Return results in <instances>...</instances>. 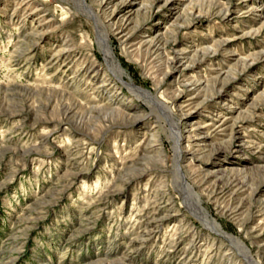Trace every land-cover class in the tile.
I'll use <instances>...</instances> for the list:
<instances>
[{"label": "rangeland", "instance_id": "374dc122", "mask_svg": "<svg viewBox=\"0 0 264 264\" xmlns=\"http://www.w3.org/2000/svg\"><path fill=\"white\" fill-rule=\"evenodd\" d=\"M98 1L0 0V264H240L198 203L264 264V0H159L152 16L154 0H134L131 36L181 54L167 79L113 33L128 76L105 65ZM183 76L197 84L177 87ZM156 99L198 110L179 123L199 133L181 139L179 170Z\"/></svg>", "mask_w": 264, "mask_h": 264}, {"label": "bare ground", "instance_id": "6f19581e", "mask_svg": "<svg viewBox=\"0 0 264 264\" xmlns=\"http://www.w3.org/2000/svg\"><path fill=\"white\" fill-rule=\"evenodd\" d=\"M60 1H64V0H60ZM79 1H83V0H79ZM111 1L112 0H99L98 1L99 8L101 10H103V12H105V15L103 16V18H102L101 15H99V13H101V12L98 13L94 9H93L94 11H92V15H93L95 23H96L95 26L97 28V38H98V41H99V49L103 53L105 65L108 68H110L111 70H113V72H115V74L120 79H122L123 76L127 75L125 69L121 67L120 62L117 60V58L115 57V54L113 52L112 43L110 41V34L113 33L114 35H117V40L120 43L119 45L121 46L122 49H124V51L126 53L132 54L133 57H135L134 56L135 53L136 52H140V54L137 55V59L141 60L143 68H146L147 66L153 67L155 65V63H157V60L160 59L162 61L163 70L165 68V73L163 75V79H165V78L167 79V76L172 74V72L174 70V68H173V67H175L174 64H173L174 60H176L178 57H181V54H180V56L177 57V51H176L175 47H171L168 50L166 48L167 40H164V38L160 34L156 33L155 35L148 36V38H145V39L143 38V39H139V40L136 37H134V36L132 37L131 35L135 32V30H137L138 27H140V24H141L140 22L132 20V15H134V11H135V10L132 9V4H133L134 0H124L118 6H113V8H111L109 10L108 7H110V6H108V5L110 3H112ZM157 1H159V0H154L153 4H150L149 8H146V10L148 12V15L152 16L153 14L157 13L158 10L161 7H163V4H164V6L165 5H172V4L174 5L175 2H176V0H161V1H163V4L159 5V4H157ZM240 9L236 8V10H240ZM225 11H226V13H224V14L226 15L228 12L231 11L230 7L229 8L227 7L225 9ZM106 18H108L107 19L108 21H104ZM32 30L34 31V40H35V37L38 34L36 32H39V31H37L39 29L34 27ZM173 32L171 30V32H169V34L173 38L172 40L175 41L176 37H174V35L172 34ZM28 34H30V33H28ZM31 38H32V36H31ZM24 41H25V38H24ZM227 45H228V41L224 40V43H222L221 46L217 45L218 46L217 49H216L217 46L215 48L214 47H211V48L208 47V48H205V49L202 48V51H201L202 53H200L201 55L199 54L198 59H200L201 62H205V60L208 59V57H210V55L217 54L219 50H223V49L225 50L226 49L225 46H227ZM66 48H67L66 44H64L62 49H66ZM62 49H60V50H62ZM210 49H213V50L210 51ZM182 50L184 51V49H182ZM180 52H181V50H180ZM142 54H144V55H142ZM56 55L57 54H54L53 56H56ZM196 55H198V54L196 53L195 56ZM56 61H57V58H53L51 60V62H53L52 64L56 63ZM188 63H189V61H188ZM251 64H252V61H250V63H246L245 64V68H247ZM159 65H160V63L158 64V66ZM158 66L156 65V68H157V70H160V69H158ZM160 71L162 73V68H161ZM93 72H94L93 74L95 76L98 75V73L100 72L99 68H94ZM183 77L185 78V76H183ZM197 81L196 82H192L191 80L185 78L184 80H181L180 82H178V83H181V84L177 83L176 86L177 87L178 86L179 87H183V89H184L186 87V85H194V84L196 85ZM199 82H200V80H199ZM129 84L131 85L132 88L136 89L137 92H143V90L137 88L132 83L130 78H129ZM181 85H183V86H181ZM213 87H215V86H213ZM222 89H223V87H220L218 89V91H216L217 95H218L219 92H221ZM180 91L181 90H179L177 92H180ZM146 95H148L150 97L151 96H155V94H152V93H149V92L146 93ZM156 102H158V104L160 105L161 109L164 110V113L166 114L168 119L171 120V123L169 125H170L172 130H171L169 135H171V138H172V141H173L174 163H175L174 170H179V168H180L179 167V160L182 159L183 154H184V151L180 147L181 139H183V137H185L187 140H190L191 138L195 139V137L196 136L198 137V135H199L198 132H196L194 129H192L193 127L191 129H189L188 132H186L184 134L179 128V123H181V122L185 123V122H190V121L192 122V120L195 118V115L198 112V110H197V108L195 106H192V102L193 101H190V102L187 103L186 106H189L188 110H184V108H182V106H178V108H177L178 112L175 111V109H173V108L167 106L166 104H164L162 101H159L158 99H156ZM172 104H176L174 100H173ZM258 109H259L258 106L254 107V110L256 112L260 111ZM162 110H160V111H162ZM208 122L209 121H203L201 126L203 127L204 125L208 124ZM181 126H182V124H181ZM234 134H237V133L234 132ZM235 138H239V137H235ZM198 142H201V141L200 140L194 141V144L197 147L194 149V151L192 153H195V151H199L200 152V150L203 149V146L201 147ZM192 143H189V142L187 143L188 144L186 146L187 150H189L188 148H190V147H191L190 148L191 150L193 149ZM187 186H188V188L191 191L193 190L192 186L188 182H187ZM196 206H197L198 214L203 218V220L205 222L210 223L213 226V228H215L216 232H218L219 234H224V236H227L228 237L227 239L230 242V244L232 246H234L238 250V252H240L242 254L241 259H239V263L240 264H244V261L246 262V264L247 263L248 264H258V262L255 261L253 259V257L250 255V249L248 247H246L243 242H241L240 240H238L236 237H234L232 235L226 234L222 230V227L213 218H210V215H209L208 211L204 207H202L201 203H198Z\"/></svg>", "mask_w": 264, "mask_h": 264}]
</instances>
